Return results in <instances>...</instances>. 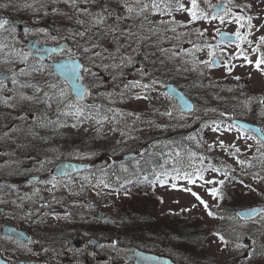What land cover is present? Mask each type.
Wrapping results in <instances>:
<instances>
[{"label":"rangeland","instance_id":"obj_1","mask_svg":"<svg viewBox=\"0 0 264 264\" xmlns=\"http://www.w3.org/2000/svg\"><path fill=\"white\" fill-rule=\"evenodd\" d=\"M222 1L227 2L230 8V14L225 17L224 23H221L219 19H200L189 23L192 18L188 12H174L175 20L186 25V27L179 28L178 32L188 33L187 36L177 40L175 34L171 32L162 36L153 35L149 31V28L158 21L166 20L168 17L151 15L149 16L151 24L143 17L117 21V15H124L122 4L119 0H105V6L112 13L105 25L92 28V31L84 38L76 36L75 39L77 45H83L86 41L95 40L97 36H104L108 28L113 26L122 29L123 33H127L130 29L136 34L130 41L127 35L117 34L120 46L119 55L115 60L97 58L94 65H89L97 74L96 77L85 76L84 78L92 95L83 103L102 106V114H107L109 117H112L113 113L108 112V109L118 110L115 119L103 122L102 126L94 121H87L74 128L71 126L74 120L62 117L61 119H67V126L40 128L33 125L32 120L34 115L43 110V105L16 100L17 106L13 108L0 102V146H28L29 143L38 142L41 137L45 136L41 134L42 132L61 131L63 133L60 134L59 140L65 142L67 146L70 142L72 143V137H75L77 146L82 151L85 148L87 150L91 148L89 151L92 152L93 162L102 159L101 162L104 164H114L120 162L122 155L131 152L130 150H135L141 155L140 159L134 162H139L147 154H151L152 163L154 154L159 157L163 156L161 160L166 162V171H168L166 176L158 173L156 181L148 179L150 182H145L143 180L138 186L128 187L121 191H118L112 184L107 188L103 185L98 188L91 187L92 191L88 194L100 199L103 192H107L106 199L97 204L116 220H123L125 233L129 234L128 239L131 241L138 240L149 244L151 242L149 236L152 235L154 229L155 232H162L170 224L172 228H178L180 222H191L195 225L188 224L184 228L187 233L184 241L192 247L187 249L188 255L199 258L194 263L220 264L223 260L236 259V264H247L249 261L242 259L243 255L249 252L244 241L254 238V243L258 247L264 246V241L259 236L261 232H264V220L257 218L240 222L239 228H232L230 223L233 218H221L220 210L225 204L228 208L256 201H262L264 204V158L261 157L264 148L257 151L260 146L256 140L248 138L252 135L244 134L230 126L224 119L227 110H224L223 106L227 104L230 110L233 102L244 100L241 88L233 85L236 77L252 80V87L249 90L251 98H254L255 94L264 92V63L261 64L260 69H257L255 65L257 59L264 58V42L260 40L264 37V0H208V4L215 5ZM48 2L49 0H40V3ZM182 2L185 7H191L190 0H182ZM5 3L7 2L0 0V4ZM55 4L58 6L56 9L45 5L37 21L40 28L47 30L45 34L48 35L47 37L54 36L56 39L52 40L59 42L71 36L73 32L91 28L88 16L78 14L77 10L64 0H55ZM208 4L201 3L200 7L211 13L212 9L208 7ZM101 8L94 7L90 11L99 12ZM0 12H13L19 15L22 13L19 10L10 11L7 8L0 9ZM105 15L108 16V13ZM236 17H243V19L237 23ZM248 17H251L250 21ZM76 19L84 20V25L76 24ZM6 27L9 29L10 25ZM243 27H246V33L240 43L228 45L214 43L220 31L230 30L240 33ZM155 30L162 32V29ZM198 32H203V35H199ZM100 43L109 52L116 51L117 45L111 42V34L108 39L101 40ZM147 44L152 47L144 49ZM177 44L188 49L190 54H194L196 61L212 60L215 52L226 54L229 61L223 60L225 64L218 68L197 64V71H185V68H190V65L193 67V65L187 63L186 67L181 58L169 59L170 51L161 53L159 50L160 48L172 49ZM193 44L200 45L202 50L195 51ZM124 46H126L125 49ZM142 51L148 52L143 55L149 62L143 71L146 75H141L142 66L133 65V60L124 68L127 71H122L126 75H118L115 73L117 69L110 67L112 64H120L121 57L130 56L133 59L132 56L136 52L140 54ZM210 52L213 55L210 56ZM8 53L10 52L7 48L0 52V70H8L11 67L18 71L19 68L26 67L18 62L15 54L9 58L17 61L16 63H3V58ZM101 65H109V68L106 70ZM27 67H29L28 61ZM43 68L50 70L47 65H43ZM228 68H231L230 72ZM195 72L203 73L202 80L193 78ZM169 77H172V80L183 88L189 87L188 92L193 96L200 97V107L191 113L183 111L176 100L165 93L163 82ZM19 79L21 82L39 84L44 91H48L46 81L58 83L60 86L64 82L62 79H55L53 74L49 75L48 71L33 72ZM152 80L159 81L153 86L155 90L130 87L124 96L120 95L125 84L132 81L150 84ZM5 84L6 87L0 91V97L13 96L16 91H19L18 85L14 86L10 81ZM225 85L228 86L227 90L224 88ZM64 89L69 94V90L66 87ZM23 91L27 95L33 94L32 89H23ZM108 93H112L111 98L107 97ZM137 94L147 95L148 99H136ZM217 107H221L220 112L213 111ZM55 109L56 104L53 103L52 109L48 112L53 120L56 119ZM166 112L172 115H165ZM254 114L255 112L252 113ZM19 117H26V119H19ZM216 128L218 130L214 131L213 129ZM5 133L8 135L5 136ZM221 141L224 147L220 146ZM177 143L183 149L177 148L179 146ZM232 145L235 147H231ZM158 147L164 149L160 152ZM168 147L170 149L166 151ZM235 148H239L240 151L235 153ZM173 153H179V156L172 155ZM86 157L90 159V155ZM201 158H203L202 162ZM172 161H177V163L173 164ZM239 161L246 163L241 164ZM174 168L181 170L179 175L173 171ZM128 170V166L123 169L124 173H128ZM185 173L190 174L192 183L185 178ZM201 175L203 179L199 178ZM239 179L246 180V185H241ZM161 181L165 182L161 183ZM208 181L215 183H208ZM219 181H224V183L221 185ZM212 188L217 189L215 197L210 194ZM193 192L206 202L207 209L192 195ZM83 207L78 204L77 208L83 209ZM209 211L214 215L210 216ZM129 212L136 214L127 221ZM196 227L200 230L197 231L198 233L194 230ZM220 236H223L228 243L222 242ZM175 237L176 233L172 234L168 231L162 241H170ZM237 243L243 244L244 247L237 248ZM249 264H264V258L253 260Z\"/></svg>","mask_w":264,"mask_h":264},{"label":"flooded vegetation","instance_id":"obj_2","mask_svg":"<svg viewBox=\"0 0 264 264\" xmlns=\"http://www.w3.org/2000/svg\"><path fill=\"white\" fill-rule=\"evenodd\" d=\"M3 1L9 4L8 10H19L22 13L19 15L13 12H0L9 20V30L16 29L15 33L2 31L7 35L0 36V44H7L8 51L13 55L15 54L13 49L30 52L29 68L43 66L44 60L30 50L27 42L36 40L43 44L57 43L51 39V36L47 37L45 33L37 31L40 28L37 21H39L41 10L45 5L56 9L58 6L55 0H49L46 4L40 3V0ZM104 1L95 0L94 4L88 5L78 3L74 9L77 10V7L108 8ZM25 3L31 4L32 8H24L22 5ZM0 9L4 10V8ZM13 18L21 20L29 31L25 33V29L20 30L19 26L11 23ZM242 31L245 34L246 28ZM64 39L70 41V50L78 52L76 39H72L71 36ZM151 47L152 45L147 44L144 49ZM38 52L43 51L38 49ZM126 52L129 54L128 51ZM146 53L148 52L142 51L140 54L136 52L132 56L134 57L133 65L140 64L143 71L149 65L143 57ZM61 57H67L66 52L54 53L49 60ZM213 57L219 58L218 67L225 64L223 60L229 61L226 54L223 55L221 52H215ZM80 61L86 63L82 59ZM126 65L118 68L115 73L124 74L122 71H127L124 69ZM201 77L203 75L200 72L194 73V79L202 80ZM166 83H169L167 78L163 84ZM251 84V79L239 77L234 80L233 85L241 88L244 100L233 102L230 106L231 111L228 110L227 104L223 106V109L227 110L225 120L230 123L236 118L250 121L249 116L252 117V113L256 112L258 118L255 120L264 122V115H262L264 105L259 103L261 99H264V92L255 94L254 98H251L252 95L249 92ZM180 87L194 101V112L200 107L201 98L189 93V87L183 88L181 85ZM224 88L227 90L228 86L225 85ZM249 100H251L250 103H248ZM214 110L220 112L221 107ZM62 133L61 131L42 132L41 134L45 136L38 142L29 143L28 146H0V264H196L194 260L192 262L188 259L187 249L182 244L162 241L164 236L160 232H155V229L149 244L131 241L126 237L120 221L104 212L97 204L106 199L107 192L104 191L100 199L88 194L92 191L90 188L97 187V182L100 180L116 187L126 185L129 179L139 173L141 160L134 161L140 159V155L137 154L126 160L122 158L120 162L114 164H104L101 162L102 159L93 162L92 152L89 151L91 148L89 150L85 148L82 151L78 148L75 137H72V143L70 142L67 146L65 142L59 140ZM87 155H90V159H87ZM161 159L158 164L152 166L155 177L158 173L162 174V170L158 167L164 169L167 167L166 162ZM62 161L80 162L88 166L79 171L59 175L55 170ZM41 162H45L43 166ZM127 166L128 173H124L123 169ZM53 178L56 180L57 187L50 191L51 183H42V181H51ZM36 189L39 191L37 192ZM121 190L124 189L118 191ZM45 204L48 207L42 206ZM78 204L84 206L83 209L77 208ZM99 210L101 214L98 213ZM102 214L110 215L111 219L106 220ZM261 234L264 241V232ZM114 242L115 247L112 246ZM137 250L142 253H138ZM250 253L251 256L264 258V246L256 245ZM220 264H233V262L223 260Z\"/></svg>","mask_w":264,"mask_h":264},{"label":"snow or ice","instance_id":"obj_3","mask_svg":"<svg viewBox=\"0 0 264 264\" xmlns=\"http://www.w3.org/2000/svg\"><path fill=\"white\" fill-rule=\"evenodd\" d=\"M65 3L69 4V6L75 7L78 3H83L85 5L88 4H94L95 0H64ZM119 2L122 4L124 8V15H117L116 20H125V19H132L133 17H143L145 21H147L149 24L152 22L149 20V16L151 15H159L161 17H168V19H161L156 24H154L152 27L149 28V31L153 33V35H162L165 36L166 33L171 32L175 34V37L177 40L181 39L184 36H187L188 33H180L178 32V29L181 27H186V25L182 24L181 22H178L175 20V17L173 15L176 11H186L191 16L192 20L189 21L191 23L192 21L204 19H219L221 23H224L225 17L230 14V8L224 7L223 5H210L208 4V0H190L191 7H185V4L182 2V0H119ZM208 4V7L213 9L211 13L206 11L204 8L200 7V4ZM9 6L8 3L0 4V8H7ZM24 8H32L31 4L25 3L22 5ZM43 7V5H42ZM250 7V6H245ZM217 8H220V11H216ZM77 13L86 15L89 17V23L91 24V28H85L83 31H78L75 33H71V38L75 39L76 36H79L81 38H84L86 34L90 33L92 31V28H96L99 26H104L106 20L109 16L112 15V13L108 10V8L103 7L99 12H91L88 7H77ZM105 13H108V16L105 15ZM71 19V17H68ZM243 19V17H236V22L239 23L240 20ZM249 21L251 20V17H248ZM76 24L83 26L85 21L82 19H76ZM9 20L3 17H0V31H10V33H15L16 29L11 28L10 30L6 27L9 25ZM250 26V25H249ZM143 27V25H141ZM155 29H162V32H157ZM29 29L25 28V33H27ZM37 31H40L42 33L47 34V30L44 28H39ZM219 31V30H217ZM109 34H111V42L113 44L117 45L115 52H109L107 48H104L102 44L100 43L101 40L108 39ZM117 34H125L127 35L129 41L132 39L133 36L136 34L133 33L130 29L127 33H123L122 29L119 27L113 26L109 27L107 30V33L104 36H97L95 40L92 41H86L83 45H77L78 52H73L72 50L63 49L62 46L58 45V48L60 51L66 52L67 54V62L60 64V68L64 70V74L69 77V80L71 81V89L72 93L75 97V100H73L72 96L68 94V92L65 91L64 87L60 86L58 83L55 82H47L46 85L48 88V91H44L39 84H34L28 81L21 82L19 77H23L26 75H31L33 72H44L48 71V74L51 75L52 72L50 70H46L43 68V66L40 67H27V61L30 57V52H24L23 49L16 51L13 49L12 51L15 53V56L18 58V62L20 64L26 65V67L19 68V70H14L13 68L9 67L6 72L0 73V91H3V89L6 87L5 81H10L12 85L17 86L19 88V91L15 92V95L13 96H7V97H0V102H2L7 107H16V100L29 102V103H35L38 105H43L44 108L42 111L39 112V114H36L33 116L32 123L36 127L45 128L49 126H53L56 128L59 127H65L67 126V119H61L63 118H71L75 122L71 125L72 127H78L80 124L85 123L87 121H94L97 125L103 124V122L108 121L109 119H115L116 113L118 110L114 109H108V112H112V117H109L107 114H102V106L100 105H88L86 103H83L85 101L86 97H89L92 95V92L89 87L85 86L82 81L84 80L85 76H91L96 77V73L92 71L91 67L89 65H94L95 60L97 58L100 59H112L115 60L116 56L119 55L120 46L118 44V35ZM199 35H203V32H198ZM235 37L237 40L241 39V34L237 31L235 33ZM221 38L225 39L227 38V34L221 33ZM51 39L55 40L56 37H51ZM261 42H264V37L260 38ZM191 43V41H189ZM207 47H211L209 45H204ZM8 48L7 44H0V52H3L4 49ZM58 48L50 49L51 52H56ZM179 49V50H177ZM193 49L195 51L202 50V47L198 44H193ZM161 53L171 52L169 59H176L181 58L183 63H191L193 67L191 68H185V71H197V64H203L207 67L216 66L215 60H209V61H196L194 54H190L188 49H184L179 46V44L174 45L172 49H159ZM254 51H257V49H254ZM183 54V55H182ZM12 55V53H8L3 58V63L13 64L17 61L10 59L9 57ZM209 55H213V53H209ZM191 57L190 59L187 57ZM82 59L83 61H86L87 63H78L77 59ZM245 60H247V57L245 56ZM132 58L130 56L121 57L120 64H112L110 67L114 69H118L123 65H126L127 63H131ZM251 63V61H248ZM163 63V61H161ZM264 63V58L257 59L255 61V65L257 69H260L261 64ZM106 70L109 68V65H101ZM141 75H146V73L143 72L141 69ZM228 71H231V68H228ZM201 75L203 73L201 72ZM236 79H239V77H236ZM159 83L158 80H152L150 84H142L140 81H132L129 84L124 85V90L120 92L121 96H124L126 92L131 88L140 87L142 89L148 90V89H154V85ZM95 87V85H93ZM23 89H32L33 94L27 95L23 91ZM42 93V95H41ZM112 93H108L107 97L111 98ZM136 99H148L147 95L141 96L140 94H137ZM251 100H249L248 103H250ZM53 103L56 104L55 109V116L56 119L53 120L49 117L48 112L52 109ZM261 105H264V99H261L259 101ZM247 106V105H246ZM184 107L188 108L190 105H188L186 102L184 103ZM213 111H215L213 109ZM165 115L171 116L172 113L166 112ZM120 115H123V113H120ZM129 115H132L129 113ZM223 115V114H222ZM264 115V113H262ZM139 118V117H137ZM19 119H26V117H19ZM215 123V122H213ZM232 127H235V125H232ZM214 131L218 130V128L213 129ZM239 130V129H238ZM15 131V130H13ZM254 133L259 134V139L256 138V136H249V139H255L256 143L260 146V148L257 149V151H260L261 148H264V129H252L251 130ZM123 134V133H122ZM5 136L8 135V133L4 134ZM220 146L224 147L223 141L220 142ZM231 147H235L232 145ZM209 148H211V145H209ZM240 151L239 148H235V153H238ZM233 153V154H235ZM179 156V153L176 154ZM261 157L264 158V152H261ZM203 161V158H201V162ZM49 162L50 161H46ZM42 166L45 162H41ZM174 164L177 163V161L173 162ZM241 164H245V161H239ZM215 170V169H214ZM173 171L179 175L180 169L174 168ZM162 175L166 176L167 173H162ZM227 175V173H225ZM185 178L189 179V182L192 183L193 181L190 178V174L185 173ZM200 179H203V176L201 175L199 177ZM143 180L145 182H150L148 180L147 176L143 177ZM165 181H161V183H164ZM42 183H51L52 188L49 189L50 191L52 189H55L57 187V183L55 178L51 181H42ZM208 183H215L214 181H208ZM221 185L224 183V181H219ZM103 185L104 187H110L107 183H105L103 180H100L97 182V187L100 185ZM83 187V186H82ZM38 192L39 189H36ZM190 191V189H189ZM210 194L215 197L217 195V189L212 188L210 190ZM193 196L196 197L197 200L200 201L201 204L204 205V207L207 209L208 205L205 201H203L198 194L192 193ZM43 207H48L47 204L42 205ZM210 216L214 215L211 211L208 212ZM256 214L259 216L260 220H264V209H261L259 213H256L255 209H251L249 211H246L243 213V216H246L248 218H252L253 215ZM237 216H241V213H237ZM223 218V217H221ZM222 242L227 244L228 242L224 240L223 236L219 237ZM115 247V242L112 245ZM237 248L244 247L243 244L237 243Z\"/></svg>","mask_w":264,"mask_h":264},{"label":"water","instance_id":"obj_4","mask_svg":"<svg viewBox=\"0 0 264 264\" xmlns=\"http://www.w3.org/2000/svg\"><path fill=\"white\" fill-rule=\"evenodd\" d=\"M216 5H223L224 7H227V3L225 2H219L217 3ZM216 11H220V8H217ZM0 17H3V16H0ZM4 18V17H3ZM14 23L16 24H20V22L18 21H14ZM23 29V28H22ZM221 33H225L227 34V38L225 39H222L221 38ZM220 33V36H219V39H218V43H223V42H237L238 40L236 39L235 37V33H232V32H227V31H223ZM59 46H62L63 49L64 48H69V45H68V42H62L61 44H58ZM58 45H42L40 43H38L37 41L35 40H29L28 41V47H30L31 50H33L34 52H36L38 49H43L45 52L44 53H36L37 55L39 56H42L44 57L45 59L48 58V56L53 53L51 51H49L50 49H53V48H58ZM59 50V48H58ZM57 50V51H58ZM67 62V59L65 60H62V61H59V62H55L54 63V68H55V71L59 74V76L61 77H64L67 82L69 83L70 87H71V81L69 80V77L67 75L64 74V70H62L59 66L60 64L62 63H66ZM78 62V61H77ZM79 63V62H78ZM0 73H3L0 71ZM83 83V82H82ZM72 90V89H71ZM167 93L173 95L174 97L177 98V100L179 101L180 105L184 108V109H187L184 107V103L186 102L187 103V99L185 97V95L179 90L177 89L175 86L173 85H170L167 89ZM189 105V103H187ZM240 123L243 127H245L246 129L248 130H252V129H260L259 126L257 125H253V124H250V123H245V122H238ZM258 134V133H257ZM259 135V134H258ZM80 166L73 163V162H64L62 164H60L57 168H56V173L58 174H66V173H70L72 171H75L77 169H79ZM251 209H255L256 210V213L257 212H260L261 209H263L262 207H252V208H248V209H245L243 210V213L246 212V211H249ZM254 216V215H253Z\"/></svg>","mask_w":264,"mask_h":264},{"label":"trees","instance_id":"obj_5","mask_svg":"<svg viewBox=\"0 0 264 264\" xmlns=\"http://www.w3.org/2000/svg\"><path fill=\"white\" fill-rule=\"evenodd\" d=\"M210 12H211V11H210ZM55 79H57V80H61L59 77H56V76H55ZM63 83H64V82H63ZM87 98H88V97H87ZM134 213H135V212H134Z\"/></svg>","mask_w":264,"mask_h":264}]
</instances>
